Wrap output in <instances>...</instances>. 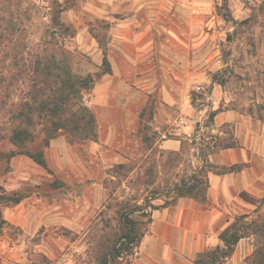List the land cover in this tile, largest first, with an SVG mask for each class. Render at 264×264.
Instances as JSON below:
<instances>
[{"label":"rangeland","instance_id":"obj_1","mask_svg":"<svg viewBox=\"0 0 264 264\" xmlns=\"http://www.w3.org/2000/svg\"><path fill=\"white\" fill-rule=\"evenodd\" d=\"M23 1L24 6L32 4L26 23L31 41L53 28L50 19L59 9L60 21L76 32L65 46L75 54L76 74L96 80L84 102L94 114L97 139L79 145L66 141L72 150L57 146L58 154H50L47 169L25 156L8 163L0 156V221H5L0 264H30L37 253L51 264H101L116 244L121 215L136 205H145L150 216L134 211L131 218L144 236L152 235L153 213L168 209L174 217L177 202L158 210L146 205H164L172 186L193 174L200 165L202 140L209 135L234 138L230 124L219 129L221 134L212 132L210 111L241 113L254 121L256 133L264 138V108H260L264 105V14L259 10L264 0H145L147 6H141L140 0L139 5H133L134 0ZM14 2L0 0L4 16L11 18ZM125 18L131 19L130 31H122L119 45L128 53L148 54L136 63L140 69L130 72L125 85L105 83L100 75L103 49L109 59L112 33L118 34L114 28ZM248 18L247 24H237ZM148 29L152 32L147 37L129 35ZM111 61L122 65L117 56ZM180 81L194 110L187 119L160 95L163 84L176 89ZM22 91L24 86L19 85L6 107L18 104ZM5 112L6 108L0 110V153L14 149L9 136L16 123ZM180 126H187L189 134L179 135L184 146L172 161L159 144L173 138L177 133L173 129ZM35 134L39 142V128ZM14 194L25 197L12 204L7 197ZM257 206L264 210V204ZM12 209L17 217L25 210L21 226L10 222ZM144 236L131 255L110 264H131L146 248L141 244Z\"/></svg>","mask_w":264,"mask_h":264},{"label":"trees","instance_id":"obj_2","mask_svg":"<svg viewBox=\"0 0 264 264\" xmlns=\"http://www.w3.org/2000/svg\"><path fill=\"white\" fill-rule=\"evenodd\" d=\"M21 2L25 1L14 2L11 18L4 16L0 11V110L6 108L3 115L16 123L9 136V142L14 149L7 153L1 152L0 156L7 163L15 156H25L43 169H47L43 154L51 140L63 136L71 145L96 141V120L92 110L84 102V94L94 88L96 80L92 75L80 76L74 71L75 54L65 46V41L74 38L76 32L60 21L58 13L61 9L55 11L50 19L53 28L46 30L44 35L33 42L26 30L28 29L26 23H30L31 19L29 12L32 4L24 6ZM56 7H60V4L58 3ZM259 10L264 14V1ZM249 21L248 18L237 24L243 25ZM99 44L102 45L100 42ZM110 73V64L104 48L100 75ZM19 85L24 86L21 100L18 104L11 103L10 107H6L10 95L19 88ZM191 96L194 100L195 93ZM262 106L261 109L264 108V105ZM217 112H209L208 120L211 123ZM38 128L42 134L39 142L35 134ZM202 141L204 147L199 158L200 165L193 174L172 186L164 205L155 206L147 203L146 207L158 210L159 207H166L179 198L206 204L208 173L214 175L238 173L248 167V164L218 166L207 159L209 155L220 150L237 147L232 136L221 139L209 135L206 141ZM183 146L182 141L181 147ZM180 153L181 151L169 152L170 160H177ZM121 166L123 165L119 167ZM133 167H129L130 172ZM14 196H8L7 201L17 204L25 197L16 194ZM262 204L264 197L260 201V206ZM145 209V205H136L121 215L122 224L116 244L111 249V254L105 256L101 264H110L112 260L123 255H131L133 248L139 246L144 232L135 224L130 214L135 211L141 216H150L149 213H145ZM230 222L218 236L220 245L198 253L191 264H229L238 242L243 238H252L253 241V251L246 257V263L264 264V210L257 206L252 213L235 216ZM3 224L5 221L1 220L0 232ZM30 264H51V261L45 255L37 253L32 254Z\"/></svg>","mask_w":264,"mask_h":264},{"label":"crops","instance_id":"obj_3","mask_svg":"<svg viewBox=\"0 0 264 264\" xmlns=\"http://www.w3.org/2000/svg\"><path fill=\"white\" fill-rule=\"evenodd\" d=\"M140 1L142 2L141 6L150 5L145 0ZM137 2V0H134L132 4L139 5L140 3ZM130 20L129 18L122 20L114 28L118 34L112 33L113 49L111 53L113 55L109 54V59L107 57L111 73L104 75L103 80L105 83L111 81L115 85H125V80L130 76V72L140 69L136 63L144 60V56L148 54L128 53L125 51L127 49H123L119 45L122 42V31L127 32V34L130 31V27H128ZM124 27L126 29H123ZM148 30L149 32L139 31L136 34L131 32L129 35H133L135 39L146 34L147 37L152 32L150 31L151 29ZM148 48L151 47L148 45ZM147 50L149 51L150 49ZM116 56L122 60L121 66L111 61ZM119 67L122 71H120ZM188 83L189 81L186 82V84ZM179 84L177 87L175 86L177 90L163 84L164 86L160 88V95L162 100L168 105H177L180 114L187 119L188 116L194 113V110L188 102L187 92L185 93V90L180 88L182 81ZM215 90L216 88H213V92ZM212 104L216 105L217 99ZM106 106L110 108V117L114 119L109 101ZM111 122L113 125L114 120H111ZM225 124L233 126L234 140L238 146L220 150L217 153L209 155L207 159L218 166L229 167L236 164H248V167L238 173L224 175L208 173L209 188L206 194V206H202L188 198H179L176 201L177 206L175 207L174 217L169 214L168 209L155 211L151 219L152 235L144 236L141 244H146V248L143 250V253L138 254V258L131 262V264H191L194 256L202 250L204 251V249L220 245V240L218 239L220 232L231 223L230 221L235 216L250 213L260 203V200L264 197V138L256 133L254 121L234 110L217 112L209 128H212V132L218 131L217 133L221 134L219 129ZM187 130V126H180L178 129L174 128L173 131L177 133L172 134L173 138H165L159 144V148L165 152L180 151L183 138L180 139L179 135H188ZM57 146L62 148L67 147L72 150V147L66 143L63 136L53 139L44 150L43 155H45L46 163L51 157L50 154H58ZM13 158L11 159L13 160ZM27 159L30 160L29 158ZM12 162L11 164H13ZM24 212L25 210L23 209L22 214L17 217L15 216V211L12 209L10 216H8L10 222L21 226L24 221ZM155 213L158 214L157 219L154 217ZM178 218L179 221H177ZM171 231H174V233ZM251 242L252 238H243L238 242L233 255L229 259L230 264H247L245 259L253 251ZM147 243L151 244L150 249H148ZM153 251H156L155 254ZM160 255L161 257H158Z\"/></svg>","mask_w":264,"mask_h":264}]
</instances>
